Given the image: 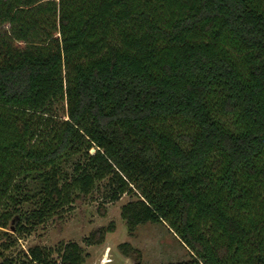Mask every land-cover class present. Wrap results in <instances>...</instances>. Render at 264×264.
I'll return each instance as SVG.
<instances>
[{
  "label": "trees",
  "instance_id": "trees-1",
  "mask_svg": "<svg viewBox=\"0 0 264 264\" xmlns=\"http://www.w3.org/2000/svg\"><path fill=\"white\" fill-rule=\"evenodd\" d=\"M101 182L108 202L130 197V236L163 223L189 249L167 264H264V0H0L2 235L34 233ZM11 242L0 264L87 257L62 241L20 260Z\"/></svg>",
  "mask_w": 264,
  "mask_h": 264
},
{
  "label": "rangeland",
  "instance_id": "rangeland-1",
  "mask_svg": "<svg viewBox=\"0 0 264 264\" xmlns=\"http://www.w3.org/2000/svg\"><path fill=\"white\" fill-rule=\"evenodd\" d=\"M66 111V103H61L58 115L65 117ZM65 169L71 173L72 163H67ZM104 185L105 182L99 183L89 196L77 199L72 208H66L62 217L48 220L32 234L6 237L0 228V239L4 237L5 240L13 241V246L6 254L23 260V251H27L30 246L53 248L62 241H76L85 249L87 257L84 264H136V257H126L119 249V244L129 242L140 250V264H167L191 258L189 249L166 224H141L136 233L130 236L121 217V207L130 197L125 194L119 201L108 202L103 198ZM111 223L115 224V231L107 234L104 243L87 244L86 238L92 231L108 227ZM14 239L18 240L14 242Z\"/></svg>",
  "mask_w": 264,
  "mask_h": 264
},
{
  "label": "water",
  "instance_id": "water-1",
  "mask_svg": "<svg viewBox=\"0 0 264 264\" xmlns=\"http://www.w3.org/2000/svg\"><path fill=\"white\" fill-rule=\"evenodd\" d=\"M96 152V149L95 148H92L91 149V153L94 154Z\"/></svg>",
  "mask_w": 264,
  "mask_h": 264
}]
</instances>
